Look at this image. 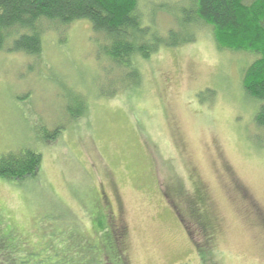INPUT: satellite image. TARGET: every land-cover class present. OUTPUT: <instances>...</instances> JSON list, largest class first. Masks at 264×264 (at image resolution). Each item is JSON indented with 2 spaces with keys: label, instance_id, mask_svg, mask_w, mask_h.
Here are the masks:
<instances>
[{
  "label": "rangeland",
  "instance_id": "rangeland-1",
  "mask_svg": "<svg viewBox=\"0 0 264 264\" xmlns=\"http://www.w3.org/2000/svg\"><path fill=\"white\" fill-rule=\"evenodd\" d=\"M193 1L138 0L142 26L194 41L135 55L130 88L87 20L44 24L38 57L0 53V157L42 155L33 178H0V264H264V130L242 85L255 56L190 27ZM100 214L125 228L119 254L112 224L92 229Z\"/></svg>",
  "mask_w": 264,
  "mask_h": 264
},
{
  "label": "trees",
  "instance_id": "trees-1",
  "mask_svg": "<svg viewBox=\"0 0 264 264\" xmlns=\"http://www.w3.org/2000/svg\"><path fill=\"white\" fill-rule=\"evenodd\" d=\"M137 6L138 0H0V53L38 57L43 50L44 24L68 26L87 20L99 35L96 41L101 43V53L122 73L126 72V86L130 88L140 81L139 71L133 63L135 55L148 59L161 47H178L194 41L188 26L170 29L166 36L151 27L142 26ZM186 16L185 22L188 21L190 27L195 22L211 26L219 49L255 56L243 71L242 85L245 92L259 103L255 123L264 130V0H194ZM110 95L113 97L115 93ZM71 118L79 117L71 113ZM41 165L42 155L34 150L10 152L0 157V178L25 181L33 178ZM173 205L178 211V204L173 202ZM187 208L189 210L179 212L183 223L188 214L200 217L196 210ZM113 220L110 215L103 219L100 214L90 224L96 236L110 231L112 224L110 238L119 254L123 248L125 228ZM201 220L199 225H195L197 229L206 227L207 221ZM11 250L27 253L12 245ZM27 258L30 260L29 256ZM29 260L20 264H32Z\"/></svg>",
  "mask_w": 264,
  "mask_h": 264
},
{
  "label": "flooded vegetation",
  "instance_id": "flooded-vegetation-1",
  "mask_svg": "<svg viewBox=\"0 0 264 264\" xmlns=\"http://www.w3.org/2000/svg\"><path fill=\"white\" fill-rule=\"evenodd\" d=\"M201 193L203 194V190L201 191ZM204 197V196H203ZM196 212H197V215L198 216H200L199 218H197L196 216H193V215H187V217H186V221H184V223H190V225H192V226H195V225H197L199 222H201L202 220L201 219H203L204 221H207L206 219H205V214L203 215L202 213H200V211L198 210V209H196ZM178 216H179V218H181V215H180V213L178 214ZM191 218H193V219H191ZM181 221H183V220H181ZM193 221H196V222H193ZM199 225V224H198ZM203 225V224H202ZM185 226H186V224H185ZM203 227V226H202ZM185 228H188V227H185ZM191 229V228H190ZM190 229H188V230H190ZM195 230H196V232H199V234L202 236V237H206V238H208L209 237V233L211 234V232H213V225H212V223L211 222H209V221H207L206 222V227L204 228H196V226H195ZM121 238H123V236L121 237ZM209 239V238H208Z\"/></svg>",
  "mask_w": 264,
  "mask_h": 264
}]
</instances>
